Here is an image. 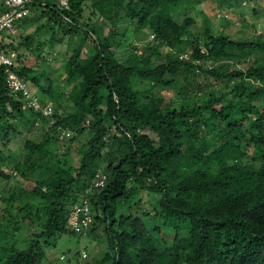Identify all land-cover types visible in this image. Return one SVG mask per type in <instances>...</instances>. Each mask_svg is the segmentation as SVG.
<instances>
[{
    "label": "trees",
    "instance_id": "1",
    "mask_svg": "<svg viewBox=\"0 0 264 264\" xmlns=\"http://www.w3.org/2000/svg\"><path fill=\"white\" fill-rule=\"evenodd\" d=\"M90 1L95 22L83 17L87 0H69L68 10L57 0L28 3L46 20L24 39L34 66L20 54L11 70L38 87L32 73L44 43L33 49V40L66 38L71 51L59 75L69 91L44 72L38 101L50 116L23 108L0 69V180L13 170L27 184L1 191L0 264H40L49 241L96 232L106 250L91 264H264V40L213 35L206 19L202 37L186 36L194 20L178 21L175 10L195 0ZM211 1L228 10L243 2ZM144 34L153 37L139 47ZM200 77L218 89L203 95L210 83ZM36 126L41 140H26L23 161L10 157V140ZM60 138L67 160L57 154ZM83 201L91 221L78 234L71 213ZM58 261L89 264L86 251Z\"/></svg>",
    "mask_w": 264,
    "mask_h": 264
},
{
    "label": "rangeland",
    "instance_id": "2",
    "mask_svg": "<svg viewBox=\"0 0 264 264\" xmlns=\"http://www.w3.org/2000/svg\"><path fill=\"white\" fill-rule=\"evenodd\" d=\"M242 2V0L239 1V3ZM91 1L87 0L86 5L84 7V14L83 17L85 20H90L91 22H95L98 20V17L91 15V8H90ZM186 7V5L182 6ZM241 9H230L228 10L226 6H222L221 4L214 3L211 0H195L193 7L190 9L186 8L183 9L179 8L178 10H175V15L177 18V14H180V17L177 18L178 21H181L183 18H191L194 20V24L189 29V33L186 34V36H200L202 37L205 30V19L207 21H210L211 24V32L213 35H215L219 31H224L225 34L228 36L235 38V39H253L254 34L261 36L264 40V0H255V2H247L246 0H243V2L240 5ZM252 9H258V14L254 15ZM37 12H33V15L29 17L30 21H33L36 17ZM123 15V13H122ZM205 17H204V16ZM224 17L228 24L225 26V21L221 20V18ZM45 17L40 16L37 20L38 24L45 22ZM121 25H123V21L120 22ZM126 24V23H125ZM36 29V24L32 26L31 32L34 33ZM3 34V33H2ZM144 41L142 42H136V44L140 47L142 45L147 44L152 36L144 34ZM36 39L39 40L40 43H44L43 47L41 48V52L38 55V63H40L41 66H36V71L32 73L33 77H36L40 79L39 86L33 87V84L29 82L31 88L34 90L38 98H41L43 96L42 88L47 86V81L45 80L46 77L44 75V72L47 73V76L49 78L54 79V82L58 87H64L66 91L70 90V87L66 86V75L63 73V75H60V72L62 74L63 71V62L68 58L70 54V50L67 47V40L66 38L63 39L62 42L59 43H53L52 46H50L48 43L49 36L47 35H41L40 37H36ZM36 44L32 45V48H36ZM31 50L28 49L27 55H31ZM140 54V53H139ZM35 55V54H34ZM37 60H35L36 63ZM28 63L32 66H34V58L28 60ZM49 66L50 70L43 68L45 66ZM208 66H212L211 63H207ZM39 67V68H38ZM237 67H243V64H239ZM49 71V72H48ZM61 77V78H59ZM59 78V79H57ZM208 88H204L203 95L208 94L210 90L218 89L215 82L211 79H206L205 77H200L196 80L197 84H207ZM208 83V84H209ZM196 84V85H197ZM146 83L138 84L137 88L142 89L145 88ZM216 86V87H215ZM157 90V89H156ZM161 95H163L166 98H175L177 99V91L175 90H168V89H162L158 88V91ZM67 93V92H66ZM193 94V90L190 91L189 96ZM39 127H34L31 131H24L22 135L16 136L10 140V144L8 146L10 150V157L12 155H15L19 161H23L26 157V152L23 149L24 143L26 140L31 139L34 141H40L41 140V131L38 129ZM91 134L87 131L84 135L79 137L74 144H72L71 147V154L75 157L76 155V147L80 146L82 143H85L89 138ZM64 139L60 138L58 141V156L64 157L66 160L69 159L68 156H66V151L68 149V144L63 141ZM76 161V160H75ZM11 165H13L11 163ZM8 174L12 175V179L9 180H0V195L2 194L1 191L4 189H10L11 191H17L16 188L19 189V185L25 186L27 185L25 181H23L19 175H16L13 170L7 172ZM31 175V174H29ZM32 179V177H29ZM19 182L20 184H17ZM18 205V204H17ZM2 207V205H0ZM15 212H13V215ZM21 216V215H20ZM20 216L17 215L16 218L20 219ZM27 228L24 227L22 231L19 233V235L15 238V242L17 245H19V241L23 240L27 236ZM18 241V242H17ZM106 250V242L104 237L101 236L99 232H96L95 234L88 236V237H79L74 234H63L60 237H57L55 240H51L48 242L47 246L44 248V258L43 261L40 264H59V257L60 255L64 254L67 255L68 258H70L71 263H74L73 256L75 252L80 251H86L87 253V262L89 264L95 262L97 259L102 257V254L105 253ZM84 264V263H82Z\"/></svg>",
    "mask_w": 264,
    "mask_h": 264
},
{
    "label": "built area",
    "instance_id": "3",
    "mask_svg": "<svg viewBox=\"0 0 264 264\" xmlns=\"http://www.w3.org/2000/svg\"><path fill=\"white\" fill-rule=\"evenodd\" d=\"M31 0H1L2 12H0V69L5 74V83L12 95L19 96L23 102V108L40 112L42 115L50 116L52 107L47 105L42 107L38 99L31 93L28 84L18 77L11 69L16 63L13 55H9L2 47V33H12L17 22L21 21L29 14L28 3ZM58 6L62 9H69V0H57ZM153 37V36H152ZM68 136V133H66ZM105 177H101L96 186H103ZM70 224L74 232L84 234L91 219L89 216L87 203L83 201L80 205H75L71 213ZM85 257V256H83Z\"/></svg>",
    "mask_w": 264,
    "mask_h": 264
},
{
    "label": "crops",
    "instance_id": "4",
    "mask_svg": "<svg viewBox=\"0 0 264 264\" xmlns=\"http://www.w3.org/2000/svg\"><path fill=\"white\" fill-rule=\"evenodd\" d=\"M2 8H1V0H0V12H2ZM33 15V11H29V14L26 18L22 19L21 21L17 22L15 25V29L12 33H8V32H4L2 34V46L4 47H8V46H12L15 47V51L6 48L5 51L9 54V55H13L16 62H17V57L18 55L21 54V60L24 61V59H32L34 55H27V51L28 49L30 50L31 48L26 46V42L24 41V39L28 36V35H32L33 32H31L32 26H34V24H36V27L38 26V18L41 15V11L38 10L36 17L33 21H30L29 17ZM44 17V16H43ZM37 40L36 38L33 40V44H36ZM31 45V46H32ZM25 56V58H24ZM28 60H25L27 65H30L28 63ZM38 66H41L40 63H38ZM43 68H46L43 67ZM37 69V68H36ZM27 82V81H26ZM28 87L31 91V93L38 99V96L36 95V93L34 92V90L31 88L32 86H30L29 82H27Z\"/></svg>",
    "mask_w": 264,
    "mask_h": 264
}]
</instances>
